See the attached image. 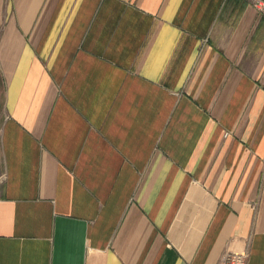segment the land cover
Masks as SVG:
<instances>
[{"label":"crops","instance_id":"1","mask_svg":"<svg viewBox=\"0 0 264 264\" xmlns=\"http://www.w3.org/2000/svg\"><path fill=\"white\" fill-rule=\"evenodd\" d=\"M264 264L256 0H0V264Z\"/></svg>","mask_w":264,"mask_h":264},{"label":"built area","instance_id":"2","mask_svg":"<svg viewBox=\"0 0 264 264\" xmlns=\"http://www.w3.org/2000/svg\"><path fill=\"white\" fill-rule=\"evenodd\" d=\"M256 5L264 15V0H256ZM248 254L247 252L241 253H227L222 256L218 264H247Z\"/></svg>","mask_w":264,"mask_h":264}]
</instances>
